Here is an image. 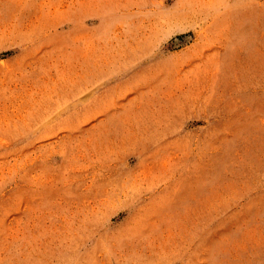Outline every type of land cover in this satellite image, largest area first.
Masks as SVG:
<instances>
[{"label": "rangeland", "instance_id": "rangeland-1", "mask_svg": "<svg viewBox=\"0 0 264 264\" xmlns=\"http://www.w3.org/2000/svg\"><path fill=\"white\" fill-rule=\"evenodd\" d=\"M0 264H264V0H0Z\"/></svg>", "mask_w": 264, "mask_h": 264}]
</instances>
